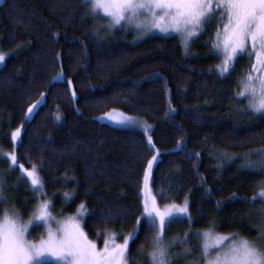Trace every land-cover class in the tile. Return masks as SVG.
Instances as JSON below:
<instances>
[{
  "label": "trees",
  "instance_id": "1",
  "mask_svg": "<svg viewBox=\"0 0 264 264\" xmlns=\"http://www.w3.org/2000/svg\"><path fill=\"white\" fill-rule=\"evenodd\" d=\"M86 8L83 0H0V52L6 56L0 69V149L17 156L9 182L16 184L14 201L23 217L35 192L19 164H37L55 213L71 215L84 203L81 218L91 239L101 244L115 232L121 242V233L137 228L141 183L153 150L142 133L98 120L117 110L151 126L160 152L151 178L158 203L188 200L191 219L166 224V239L211 228L256 240L264 199L250 201L264 181V118L249 119L236 97L245 58L221 76L209 32L197 36L186 55L175 37L132 44L131 33L106 31L105 19ZM57 73L63 80L53 79ZM40 100L27 119L29 105ZM5 165L0 159V171ZM66 191L73 193L67 202ZM153 235L141 217L129 243L130 264H149Z\"/></svg>",
  "mask_w": 264,
  "mask_h": 264
},
{
  "label": "snow or ice",
  "instance_id": "2",
  "mask_svg": "<svg viewBox=\"0 0 264 264\" xmlns=\"http://www.w3.org/2000/svg\"><path fill=\"white\" fill-rule=\"evenodd\" d=\"M83 3L87 5V14L92 17L102 16L108 21V30L122 25L132 26L141 34L152 30L176 33L186 55L193 38L203 34L207 24L215 23L216 31L209 44L210 54L220 58L215 70L224 76L234 70L238 56L247 53L251 61L254 55L255 62L251 63L250 71L238 80L239 91L236 92V97L247 99L246 110L264 115V0H83ZM5 58V54L0 52V62ZM61 77L62 73H57L53 79ZM68 84L71 85V80ZM72 95L75 97L74 91ZM28 111H33V105H29ZM56 118H60L59 114ZM111 119L120 123H135L131 117L119 113L112 114ZM19 133L20 129L17 128L12 133V139L15 140ZM147 141L152 146L151 136L147 137ZM6 155L12 161L10 167L15 166L17 156L14 153ZM157 158L154 155L147 161L144 170L146 187L141 189L142 192L147 190L150 171ZM246 162L248 166H255L247 158ZM260 163L264 166V161ZM39 167L32 164L31 169H28L19 164L22 174L26 173V177L22 178L30 181L29 186L34 192L37 188H43ZM161 194L164 198L163 190ZM63 195L67 202L73 193L66 191ZM37 199L39 202L27 221L22 219L14 204L0 211V264H45V257L49 254L59 258L62 264H130L129 242L137 236L141 217L148 218V227L154 232L151 249L146 254L149 264H172L171 248L176 244L185 245L179 256L192 253V248L187 246L190 231L179 240L174 238L171 242L164 243L166 224L179 214L188 213L187 199L183 205L173 203L161 209L155 196L150 197L151 203L149 198H145L141 217H137V228L127 234L121 233L122 243L116 242L115 232L106 234L102 247L89 239L81 226L78 217H82L84 213L83 202L77 206L75 213L58 219L50 211L51 201L39 200V197ZM255 199H264V181H261L259 191L254 193L250 202ZM7 200L3 180L0 179V204H6ZM50 222L58 227L53 229ZM40 224L45 225L46 236L42 234L39 240L28 239L26 233L30 231L29 226L38 227ZM107 231L105 230L106 233ZM97 235L101 233L98 231ZM196 235L198 239L202 238V243L199 244V255L189 264H264V246L255 240L240 237L239 234L215 233L211 228L198 231ZM258 239L264 240V231L259 234ZM138 251L144 255V245Z\"/></svg>",
  "mask_w": 264,
  "mask_h": 264
},
{
  "label": "rangeland",
  "instance_id": "3",
  "mask_svg": "<svg viewBox=\"0 0 264 264\" xmlns=\"http://www.w3.org/2000/svg\"><path fill=\"white\" fill-rule=\"evenodd\" d=\"M107 23H108V21L105 19V21H103L101 25H105L106 31H108V32H113L115 30H123L124 32L131 33L132 34V38H131V43L132 44L139 43V42H141V41H143V40H145V39H147L149 37H152V36H157V37H161V38L175 37L180 42L179 35H177L176 33L172 32V31H169L167 33H163V32H161L159 30H152V31L148 32L147 34H141L140 32L136 31L134 29V27H132V26H122V25H117L114 28H112L111 30H108L107 29ZM101 25H99V26H101ZM205 28H206V30L203 31V33H205L207 31V32H209L211 38L214 37V33L216 31V24L215 23L207 24L205 26ZM207 29H210V31H208ZM199 35L200 34H198V36ZM194 39L195 38H193V40ZM193 40H192V42H193ZM210 43H211V39H210ZM180 45H181L182 49L184 50V48H183L181 43H180ZM183 52H185V50ZM240 56H243L245 58L244 59L245 69H244V75H243V76H245L250 71L251 63L255 62V57L253 55V58L250 61L249 58H248L247 53H245L243 55H240ZM240 56H238L237 58H239ZM3 64H4V61L0 62V69L2 68ZM253 74H255V73H253ZM57 80H63V75H62L61 78H57ZM239 99H241L243 101V105L241 106V107H243V110L241 109V112L247 114L249 119H252L253 121H256L258 119L264 118V115H262V114H256V113H253V112L248 111V110L245 109V106L247 105V99L246 98L241 97ZM40 102H41V100L39 102H37L35 105H33V111L31 113H29V111H27V119H30V117L32 116V114L34 113L36 108L39 106ZM107 113L109 114L108 116H106L104 114V115L98 117V120L101 121V122L107 123V124H109V125H111L113 127H116V128H121V129H126V130L140 132V133H142L144 135V137H145V139L147 141V137L150 136L151 126L148 123H146L142 118H139V117H136V116L127 115L128 117H131L133 119V121H135V123H120V122L112 120L111 119V115L115 114V113H119V114H124V113H122L120 111H117V110H111V111H109ZM124 115H126V114H124ZM146 128L148 129L147 132L145 131ZM19 135H20V133H19ZM19 135L17 136V138L15 140L12 139V141L14 143H17ZM147 143H148V141H147ZM149 147L153 150L152 157L155 155L158 158L153 162V166H152V169L150 171L149 181H148V184H147V190L143 191V192L142 191L140 192L142 209L144 207L145 198H149V203H151L150 197L151 196H155V193H154V191H153V189L151 187V178H152L153 168H154L156 162L158 161V159L160 157V152L153 146V144H152V146L149 145ZM6 154H7V152H4V151H2L0 149V159H5V161H6L5 167H3V169H1V171H0V179L3 180V186H4V189H5V195L8 198L6 204H0V211H2L4 207H10L12 204H14L15 207L19 210V208L16 205V202L14 201L15 197H16L14 192H15V190H17L16 189V184H15V182H13V183L9 182V177L11 176V167H10V165L12 164V161ZM261 160L264 161V158H262ZM20 174L22 176L26 177V173L22 174L21 169H20ZM26 180H27L28 186H29L30 185V181L28 179H26ZM145 187L146 186H145L144 176H143V180H142V183H141V189H144ZM29 188L31 190H33L32 187L29 186ZM37 197H39V200H45L46 199V200L51 201L48 197L45 196L44 189L37 188L35 193H34L35 201H34V204L32 205V209H31L30 213L28 214V216L27 217L26 216L23 217V215L21 214L22 211L19 210V212L21 214V217H22V219L24 221L28 220L30 214H32V212H33L34 206L39 202ZM23 201L25 202V204H27V206L30 205L29 201H25V200H23ZM156 202H157L158 207H160L161 209L164 208L165 205H160L158 203V201H157V198H156ZM184 202H185V200L181 204H176V205H183ZM263 202H264V200H263ZM187 203H188V200H187ZM167 205H171V204H167ZM50 211L52 212L53 216L57 217L58 219L66 218L67 216L70 215V214L61 213V212L60 213H55L53 211V207L50 208ZM189 216H190L189 215V209H188V213L187 214H179L178 215V217H185L188 220H189ZM262 216H263V219L261 218V220L264 222V209H263ZM78 218L81 220V226L83 227L82 218L81 217H78ZM143 218L148 223V218L147 217H143ZM263 222H262V224H260L258 226L259 231H260L259 234L262 231H264V223ZM34 227H37V226H34V225H30L29 226L30 231H29V233H26L28 239H30V240H39L41 238L42 234L46 236L45 225L40 224L38 226L39 228H34ZM51 227L53 229H56L58 226L55 223H51ZM188 231L191 232V235L188 236L187 246L192 248V253H191V255H188V256H179L178 254L181 253V251L185 247V245L176 244V246L171 248L172 264H189L190 261L196 259L197 256L199 255V244L202 243V238L198 239V237L196 235V233L199 230H187L186 232H188ZM185 233L182 234L181 236L175 235V236H173L171 238H168V239L165 238V233H164V243L167 244V243L171 242L174 238L179 240L180 238H183L185 236ZM234 238H237V237L234 236ZM89 239H91V238L89 237ZM91 240H93V239H91ZM94 241H96L98 247H102L103 246V242L100 244L97 240H94ZM255 241L259 245L264 246V240L258 239V237H257V239ZM116 242L117 243H122L123 241L120 242V241L116 240ZM45 264H62V262L59 260V258L53 257V256H51L49 254V255H46V257H45Z\"/></svg>",
  "mask_w": 264,
  "mask_h": 264
}]
</instances>
